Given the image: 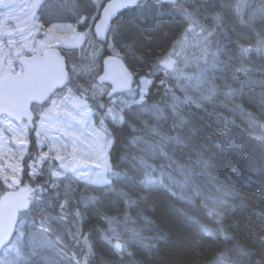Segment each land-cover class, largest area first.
Here are the masks:
<instances>
[{
	"label": "trees",
	"instance_id": "trees-1",
	"mask_svg": "<svg viewBox=\"0 0 264 264\" xmlns=\"http://www.w3.org/2000/svg\"><path fill=\"white\" fill-rule=\"evenodd\" d=\"M28 1L0 0V28ZM107 1L43 0L30 19L86 33L63 49L75 93L113 54L145 93L119 105L122 123L106 121L110 169L96 184L63 176L56 145L28 130L24 184L6 190L0 179V198L24 188L31 203L0 264H264V0H144L100 42ZM191 27L206 38L187 41L174 70L161 66ZM89 92L91 106L105 103Z\"/></svg>",
	"mask_w": 264,
	"mask_h": 264
},
{
	"label": "rangeland",
	"instance_id": "rangeland-1",
	"mask_svg": "<svg viewBox=\"0 0 264 264\" xmlns=\"http://www.w3.org/2000/svg\"><path fill=\"white\" fill-rule=\"evenodd\" d=\"M31 1L30 8L33 3L41 4L43 2V0ZM19 6L20 3L17 4V7ZM27 11L30 13L16 12L17 18L14 27L8 29L9 26L6 25V31L0 28V45L3 46H0V77L10 72H19L20 66L15 63L21 54L29 53L30 49L42 52L48 47L80 48L87 39L86 33L77 32L74 25L53 24L50 27L40 28L32 21L33 19H30L37 10L27 9ZM55 15L56 13L54 17ZM22 19L27 20L25 26L18 25ZM195 36L197 42L206 38V34H203L199 27H191L182 35L179 43H175L172 51L162 59L161 66H166L169 71L174 70L176 67L174 58L182 54L181 47L187 41H189L188 47L191 45L190 39ZM4 42H8L9 45L4 46ZM22 50L23 52H21ZM35 51L33 53H36ZM101 75L102 70L99 76L95 77L97 80L95 85H81L82 93H75L74 90L67 89V94L54 98L50 106L35 110L38 119L35 124L36 128L33 130V132L39 133L43 139H49L56 145L57 152L54 151L53 146L51 150L55 156L62 159H64L62 156L65 157L64 165L55 166L60 173H63V176H69L67 177L69 179L73 177V180L91 184L102 182L109 175V153L112 140L107 133L106 121L122 123L124 121L122 111L125 108H121L119 105L122 103L131 104L135 96L145 93V89H142L141 85H135L126 92L111 96V86L102 80ZM91 83L94 82L91 81ZM89 90H93L94 93L102 92L103 96L108 98L105 103H97V108L93 107L89 102ZM97 96H101V94L98 93ZM28 130L30 128L27 124L17 125L5 117L0 118V162L2 164V166L0 165V174L2 175L0 179L6 190L24 184L21 178L23 166L19 163V157L24 155L26 149L29 148Z\"/></svg>",
	"mask_w": 264,
	"mask_h": 264
},
{
	"label": "water",
	"instance_id": "water-1",
	"mask_svg": "<svg viewBox=\"0 0 264 264\" xmlns=\"http://www.w3.org/2000/svg\"><path fill=\"white\" fill-rule=\"evenodd\" d=\"M141 0H111L101 12L94 27L98 41L104 42L112 21L122 10L135 6ZM173 4L176 0H158ZM20 74H9L0 79V117H9L16 123L23 120L32 124L31 106L43 104L54 92L65 85L69 72L66 59L58 49L19 58ZM102 80L112 86V94L129 89L133 74L118 57L104 61ZM29 196L25 192H10L0 200V253L8 247L16 234L19 214L27 210Z\"/></svg>",
	"mask_w": 264,
	"mask_h": 264
}]
</instances>
